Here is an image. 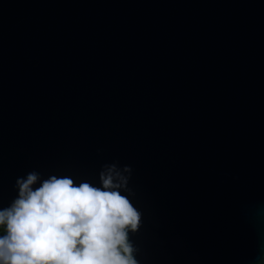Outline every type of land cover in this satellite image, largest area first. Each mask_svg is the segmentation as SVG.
Listing matches in <instances>:
<instances>
[{
	"label": "water",
	"instance_id": "95a60500",
	"mask_svg": "<svg viewBox=\"0 0 264 264\" xmlns=\"http://www.w3.org/2000/svg\"><path fill=\"white\" fill-rule=\"evenodd\" d=\"M113 162L139 264L264 259V0H0V207Z\"/></svg>",
	"mask_w": 264,
	"mask_h": 264
},
{
	"label": "clouds",
	"instance_id": "9594fccd",
	"mask_svg": "<svg viewBox=\"0 0 264 264\" xmlns=\"http://www.w3.org/2000/svg\"><path fill=\"white\" fill-rule=\"evenodd\" d=\"M131 172L104 164L99 186L36 171L18 177L17 196L0 207V264H139L130 233L141 213L124 194Z\"/></svg>",
	"mask_w": 264,
	"mask_h": 264
}]
</instances>
